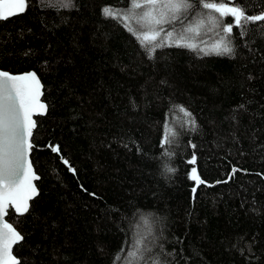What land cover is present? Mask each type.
<instances>
[{"label": "trees", "instance_id": "obj_1", "mask_svg": "<svg viewBox=\"0 0 264 264\" xmlns=\"http://www.w3.org/2000/svg\"><path fill=\"white\" fill-rule=\"evenodd\" d=\"M131 5L26 0L0 21V69L35 71L47 105L31 138L38 194L7 210L23 237L15 256L128 264L143 237L155 243L141 264H264V21L234 26L229 54L175 43L149 54L103 13ZM228 6L264 13V0Z\"/></svg>", "mask_w": 264, "mask_h": 264}, {"label": "snow or ice", "instance_id": "obj_2", "mask_svg": "<svg viewBox=\"0 0 264 264\" xmlns=\"http://www.w3.org/2000/svg\"><path fill=\"white\" fill-rule=\"evenodd\" d=\"M201 3L202 8L208 10L206 20L201 17L197 20L195 27L190 26L185 31H198L199 27L206 22L213 27H220L223 36L211 49L217 55L232 52L229 44L234 26H243L247 22L264 21V14L248 16L243 9L228 6L234 5L235 0H224L220 3L201 0ZM25 4L26 0H0V6L3 8L0 11V19L23 12ZM192 7L190 0H132L131 8L126 12L119 13L111 7H105L103 13L115 19L122 18L127 30L135 35L141 45L146 47L151 54L156 47L165 46V40H172L176 46L195 47V45L183 43L185 40L183 34L173 39V31H168L161 36L163 28L157 30L153 27L181 21V16ZM136 9L141 11L136 12ZM4 12H7V16H4ZM229 16L233 23L225 24L224 18ZM133 22L141 28L147 25L148 31L134 28ZM39 88V81L34 73L12 75L0 71V214L4 213L10 201L14 204L17 213L27 212L29 210L28 201L37 191L32 181L38 177L32 171L31 163L27 161V153L32 148L28 138L32 135V128L35 127L32 119L33 109L34 107L45 108V105L36 103ZM180 111L186 112L183 108ZM186 115L190 116V113ZM176 135L173 129L166 126L162 143H171L170 137L174 138ZM53 151H59V148L55 147ZM166 171L173 172L174 169L166 168ZM192 173L191 179L201 183L195 168L192 169ZM22 239V235L11 224L0 225V264H20L18 258L12 254V245ZM150 243H155V241L146 243L143 237L136 239L134 251L127 253L128 257L132 258L128 264H141L143 254L152 252L149 247ZM160 247L162 248V245ZM117 258L119 259V256ZM144 264L148 262L144 261ZM151 264H167V262L157 256Z\"/></svg>", "mask_w": 264, "mask_h": 264}, {"label": "rangeland", "instance_id": "obj_3", "mask_svg": "<svg viewBox=\"0 0 264 264\" xmlns=\"http://www.w3.org/2000/svg\"><path fill=\"white\" fill-rule=\"evenodd\" d=\"M129 9H126V10L115 9V11L119 13H123ZM135 11L138 12V9H136ZM140 11L141 10H139V12ZM207 12L208 10L203 9V8L189 10L187 13L181 16L182 22L174 21L170 24H167V23L164 24L165 27L163 28L164 31L161 33V36H163L164 33L168 31H173L174 33L173 39H175L178 35L183 34L185 37V40L183 41V43L195 45L202 52H212L211 51L212 47L215 44H217V42L223 36V32L220 27H213L210 23L206 22L204 25L199 27L198 31H185V29H187L190 26L195 27L197 20H199L201 17L205 18L206 20ZM119 20L124 23L122 18ZM224 23L227 24L228 22L224 20ZM132 24L137 27H141L140 25L135 24V22H133ZM142 28H144L143 31H148L147 25H144ZM168 43H173V41L172 40L164 41V44H168Z\"/></svg>", "mask_w": 264, "mask_h": 264}, {"label": "water", "instance_id": "obj_4", "mask_svg": "<svg viewBox=\"0 0 264 264\" xmlns=\"http://www.w3.org/2000/svg\"><path fill=\"white\" fill-rule=\"evenodd\" d=\"M25 8H26V4H25ZM3 10V8H2V6H0V11H2ZM13 11H15V10H13ZM20 13H22V12H17L15 15H17V14H20ZM4 14V16H7V12H4L3 13ZM12 16H14V15H12ZM8 17H11V16H7V18ZM1 20H4V19H0V21ZM0 71H5V72H8L9 74H12V75H22V74H28V73H34L35 74V76H36V78L38 79V81H39V85H40V88H39V95L37 96V98H36V103H37V105L38 104H43V105H45V108L44 109H40L39 107H34V109H33V115H32V119H33V121L35 122V125H36V120H35V117L36 116H39V115H44L45 113H46V111H47V105H46V103H45V101L43 100V84H42V82H41V80L39 79V77H38V75L36 74V72L35 71H33V70H29V71H23V72H18V73H12V72H10V71H7V70H3V69H0ZM34 128L35 127H33L32 128V133H33V130H34ZM31 138H32V135L28 138L29 139V141H30V143H31V145H32V142H31ZM31 150H32V148H31ZM31 150H29L28 151V153H27V161H29L30 163H31V168H32V171L34 172V174H35V176L36 177H38L37 179H34L33 181H32V183L35 185V188H36V194L34 195V196H32V198H34L37 194H38V189H37V186H36V181L39 179V175L36 173V171H35V169H34V166H33V163H32V160H31ZM200 180V179H199ZM198 183V182H197ZM205 185L206 186H211V184H209V183H205ZM213 185V184H212ZM31 198V199H32ZM30 199V200H31ZM29 200V201H30ZM29 201H28V206H29ZM8 208H11L16 214H21V213H17L16 211H15V206H14V204L10 201L9 202V204L8 205H6V207H5V211H4V213H2V214H0V225H2L3 223H8V224H11L7 219H6V215H7V210H8ZM25 213V212H24ZM23 214V213H22ZM12 225V224H11ZM13 226V225H12ZM14 227V226H13ZM15 228V227H14ZM16 229V228H15ZM16 231L18 232V230L16 229ZM20 242V241H19ZM16 244H13L12 245V254L15 256V254H14V252H13V249H14V246H15ZM16 257V256H15ZM18 258V257H17ZM18 260H19V258H18Z\"/></svg>", "mask_w": 264, "mask_h": 264}, {"label": "bare ground", "instance_id": "obj_5", "mask_svg": "<svg viewBox=\"0 0 264 264\" xmlns=\"http://www.w3.org/2000/svg\"><path fill=\"white\" fill-rule=\"evenodd\" d=\"M183 119H184V120H183ZM178 121H179V122H180V121L183 122V121H185V118L182 117V116H180V118L178 119ZM230 174H232V172H231ZM230 174H229V175H230ZM229 175H228V177L226 178L227 180H228L229 177H230ZM205 183H208V182H206V181H203V182H202V184H204V185H205ZM214 184H217V182H215ZM130 251H132V249H130V250H128V251L126 252V255H125V259H126V260H131V259H132V258L128 257V255H127V253L130 252Z\"/></svg>", "mask_w": 264, "mask_h": 264}]
</instances>
